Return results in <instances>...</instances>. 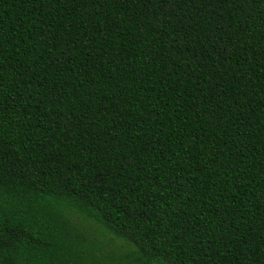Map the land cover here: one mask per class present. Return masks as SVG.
I'll list each match as a JSON object with an SVG mask.
<instances>
[{
  "label": "trees",
  "instance_id": "16d2710c",
  "mask_svg": "<svg viewBox=\"0 0 264 264\" xmlns=\"http://www.w3.org/2000/svg\"><path fill=\"white\" fill-rule=\"evenodd\" d=\"M0 264H264V0H0Z\"/></svg>",
  "mask_w": 264,
  "mask_h": 264
},
{
  "label": "rangeland",
  "instance_id": "374dc122",
  "mask_svg": "<svg viewBox=\"0 0 264 264\" xmlns=\"http://www.w3.org/2000/svg\"><path fill=\"white\" fill-rule=\"evenodd\" d=\"M76 220L82 224L85 228V230H87V232L90 234V235H95L97 236V239L99 241H102V246L105 248V249H116L115 248V245L114 243L110 242L109 239H108V236L107 235H102L100 234V232L92 225L86 223L81 217H75Z\"/></svg>",
  "mask_w": 264,
  "mask_h": 264
}]
</instances>
